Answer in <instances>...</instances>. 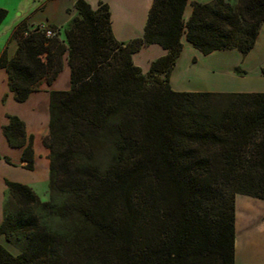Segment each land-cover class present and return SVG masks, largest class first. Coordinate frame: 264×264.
Segmentation results:
<instances>
[{
  "label": "trees",
  "instance_id": "trees-1",
  "mask_svg": "<svg viewBox=\"0 0 264 264\" xmlns=\"http://www.w3.org/2000/svg\"><path fill=\"white\" fill-rule=\"evenodd\" d=\"M188 3L154 0L128 43L104 2L76 0L66 27L15 29V55L0 57L15 100L51 86L65 62L71 89L50 93V200L6 181L0 238L18 253L0 244V264H235L236 199L264 200V93L178 92L171 75L184 38L205 56L248 55L264 0L194 2L186 19ZM8 15L0 7V27ZM150 45L167 54L144 74L133 56ZM8 119L4 135L33 171L34 137Z\"/></svg>",
  "mask_w": 264,
  "mask_h": 264
},
{
  "label": "crops",
  "instance_id": "crops-1",
  "mask_svg": "<svg viewBox=\"0 0 264 264\" xmlns=\"http://www.w3.org/2000/svg\"><path fill=\"white\" fill-rule=\"evenodd\" d=\"M27 0H0V7L9 11L8 17L0 27V57L4 51L9 57L15 55L18 42L13 37L15 29L20 24L28 27L37 24H48L57 27H65L77 13L74 9L75 1L70 0L69 6H65L64 15L67 20L60 21L54 17L55 7L60 0H42L37 6V0L31 1L25 8ZM93 9L99 2L110 6L113 20V32L116 39L122 43H128L136 38H141L147 23L149 11L154 0H86ZM213 0H189L185 9V18L188 19L193 11L192 3H210ZM131 6H136L133 9ZM54 7V8H53ZM133 9V11H132ZM13 11V12H12ZM14 16L13 14L16 13ZM39 14V16H38ZM138 21V22H137ZM183 51L173 73L171 75V86L178 92H214V93H264V24L261 27L259 37L252 51L243 56L238 50L216 51L210 55H203L193 45L183 39ZM167 54L159 45L145 46L140 52L133 56L136 66L140 67L144 74L148 73L153 61ZM187 56V59H186ZM215 57V58H214ZM214 58V59H212ZM188 60L193 66L204 67L201 64L207 60L206 72L221 73L217 78L211 79L209 88H193L189 77L181 73L185 69L182 60ZM205 59V60H204ZM181 63L180 67L179 64ZM182 64H184L182 66ZM197 74V73H195ZM199 78V75H194ZM186 79V82L181 80ZM10 80L7 70L0 68V155L8 157L12 164L0 158V224L3 222L8 209V187L6 181H12L30 186L34 192L33 184L37 182V171L39 161L44 162L43 179L49 181V150L44 146L43 140L49 133V106L50 93L52 91H69L71 89V69L67 62L64 69L51 86L43 83L38 92L30 95L29 99L20 103L15 100V95L10 90ZM48 112V117L40 118V109ZM8 116L19 117L26 125L29 136L34 137V162L33 171L25 169L26 162L22 161L23 149L12 148L3 132V127L9 123ZM42 135H38L37 133ZM40 136V137H39ZM39 137V140L38 138ZM38 144L41 148L38 149ZM23 173L22 178L11 176L12 170ZM31 173L33 177L26 174ZM38 195V194H37ZM39 196V195H38ZM41 199V198H40ZM4 237L0 238V244L7 247ZM9 244V243H8ZM14 254V251H12ZM235 264H264V200L247 196H238L236 199V242H235Z\"/></svg>",
  "mask_w": 264,
  "mask_h": 264
},
{
  "label": "rangeland",
  "instance_id": "rangeland-1",
  "mask_svg": "<svg viewBox=\"0 0 264 264\" xmlns=\"http://www.w3.org/2000/svg\"><path fill=\"white\" fill-rule=\"evenodd\" d=\"M40 1H42V0H37V6L39 5ZM227 1H229L232 5H236V3H237V0H227ZM30 2L31 1L28 2V0L25 2V8L29 5ZM69 4H70V0H60L59 1L58 7H55V9H54V10H56V12L54 13V15H55L54 17H56L57 20H60V21L67 20L68 15L65 16L62 9H64L65 6H69ZM131 7L133 9L136 8V6H131ZM133 9H132V11H133ZM15 14H17V12L14 13L13 16ZM38 16H39V14H38ZM66 24H69V21ZM64 26L66 27L67 25H64ZM2 31L5 32L6 30H2ZM2 31L0 33H2ZM214 58H212V59H214ZM186 59H187V56H186ZM188 60H184V59L182 60V62L185 64V65L182 64V66L184 65L185 69L181 70L182 71L181 73H183V75H186L189 77V81H190V83H192V85H195V82H196V84H198V85L194 86L193 88H198V89L209 88L207 82H209L213 78H217V77H220L222 75L219 72L218 73H212V71L206 72L205 70H203V68L205 69V66H207V63H209L205 59H204L205 61L201 64L202 66L204 65V67L200 66L199 68L195 67L194 69H192L193 65ZM180 65H181V63L179 64V67H180ZM195 73H197L199 75V78L194 77V75L197 76V74H195ZM181 81L186 82L187 80L184 79ZM39 115H40V118H42L43 116L47 118L48 112L45 109L41 108ZM37 134L42 135L40 132ZM39 137H37L38 140H39ZM39 148H41V144H38V149ZM43 171H44V162H43V160H40L39 165H38V171H37V182H35L33 184V186H34V189L36 190L37 194L41 198V200L43 202H46V201L50 200V193H49V187H48L49 181H47V179H43ZM10 175L22 178L23 173L15 169V170H12L10 172ZM26 176H28V177L30 176V177L34 178V176L31 173L26 174ZM15 209H16L15 203L10 198L9 210H15ZM3 242H5L4 239H3ZM5 243L12 251H14L15 253H18V250H16L14 247H12L7 242H5Z\"/></svg>",
  "mask_w": 264,
  "mask_h": 264
},
{
  "label": "built area",
  "instance_id": "built-area-1",
  "mask_svg": "<svg viewBox=\"0 0 264 264\" xmlns=\"http://www.w3.org/2000/svg\"><path fill=\"white\" fill-rule=\"evenodd\" d=\"M47 35H48V36H53V32H52V31H48V32H47Z\"/></svg>",
  "mask_w": 264,
  "mask_h": 264
}]
</instances>
